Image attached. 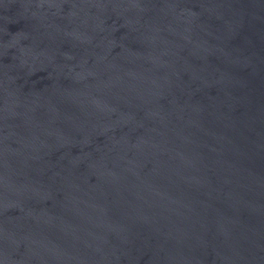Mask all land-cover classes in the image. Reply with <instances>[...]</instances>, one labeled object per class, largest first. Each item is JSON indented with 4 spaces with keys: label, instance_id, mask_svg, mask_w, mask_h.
Returning a JSON list of instances; mask_svg holds the SVG:
<instances>
[{
    "label": "water",
    "instance_id": "obj_1",
    "mask_svg": "<svg viewBox=\"0 0 264 264\" xmlns=\"http://www.w3.org/2000/svg\"><path fill=\"white\" fill-rule=\"evenodd\" d=\"M0 264H264V0H0Z\"/></svg>",
    "mask_w": 264,
    "mask_h": 264
}]
</instances>
